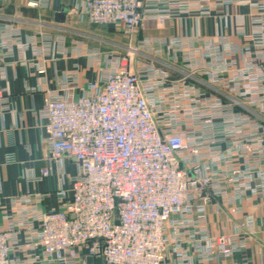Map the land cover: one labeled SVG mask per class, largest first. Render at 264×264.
<instances>
[{
    "label": "built area",
    "instance_id": "2783aa9c",
    "mask_svg": "<svg viewBox=\"0 0 264 264\" xmlns=\"http://www.w3.org/2000/svg\"><path fill=\"white\" fill-rule=\"evenodd\" d=\"M201 1L82 0L76 11L81 20L120 23L132 32L146 15L164 21L189 11L209 14ZM149 2L168 6L148 7ZM231 2L246 0H222L224 6ZM257 18L264 28V19ZM256 32L252 36L264 48V32ZM143 44L150 50L171 46L174 60L179 55L185 67L209 73L208 81L229 94L249 95L257 115L264 113V50L253 56L246 79L240 72L248 65L238 70L235 58L227 59L243 49L224 34L217 40L148 38ZM2 47L8 52L17 47L21 63L42 77L54 52L50 35L23 42L19 27L0 24ZM28 49L33 60L26 58ZM74 51L97 64V79L82 88L74 70L60 88L44 86L38 115L46 120L47 160L57 162L62 174V161L72 158L78 171L70 177V189L59 190L67 198L59 208L42 210L43 193L11 197L9 208L0 200V264H96L97 258L106 264H211L241 252L254 236V217L248 215L231 233L213 235L208 208L219 199L218 212L223 206L240 212L241 200L264 196V124L187 77L172 79L154 61L100 48L85 51L82 45ZM231 70L233 81L225 78ZM76 89H82L78 97ZM5 101L0 90V111L8 108ZM7 161H15L14 155ZM52 171L50 166L30 179L42 180ZM15 250H25V257L12 256Z\"/></svg>",
    "mask_w": 264,
    "mask_h": 264
},
{
    "label": "crops",
    "instance_id": "0c3cea01",
    "mask_svg": "<svg viewBox=\"0 0 264 264\" xmlns=\"http://www.w3.org/2000/svg\"><path fill=\"white\" fill-rule=\"evenodd\" d=\"M31 0H5L0 3V17L9 18L4 21L19 24L22 32V41L27 42L30 37L38 41L42 36L50 35L54 42L53 56L47 61V71L43 77L36 69L28 64H22L19 60V51L14 47L12 52L6 48H0V90L4 91L7 109L0 111V200L2 205L9 208V198L25 193L46 194L40 203V208L44 211L59 208L67 198L59 195L60 189H70V177L75 175L78 167L72 158H65L62 161V174L57 171L58 163L48 161L46 153L48 149V133L46 130V120L38 115V111L43 107L45 91L43 87L49 89L60 88V83L64 82L66 75L74 70L78 71L80 85L85 87L90 81L98 77L97 64H92V60L86 53L75 52L76 45H82L81 41L66 39L61 33L55 31H44L43 25L54 26V24H64L67 20L75 19L80 23H88L81 20L74 8L82 0H44L46 4L32 6ZM218 0H203L201 6L218 4ZM158 8L166 7L168 4L151 3V6ZM222 6V5H221ZM3 10V11H2ZM227 12L235 14H248V6L233 5L227 7ZM65 12L64 20H59L58 13ZM226 7L211 10L209 14H201L199 11H189L177 13L164 21H160L152 16L143 18V35L148 36H197L206 39L217 40L221 34L231 36L230 28L224 25V15ZM24 24L23 26H21ZM40 27V28H39ZM42 27V28H41ZM43 31V32H42ZM45 32V33H44ZM239 41V37H234ZM64 39L63 45L60 41ZM84 50L88 48L82 46ZM101 49V48H100ZM102 50V49H101ZM85 53V54H84ZM26 58L33 60V52L28 49ZM178 64L184 63L181 57H177ZM182 66V65H181ZM182 66V67H183ZM2 70L5 76H2ZM179 71V70H178ZM208 76H201L194 83L206 94H219L229 97V92L221 88L217 90L208 81ZM219 88V87H218ZM225 91L222 92V91ZM219 91V92H218ZM82 94V89L74 91L75 97ZM256 118L263 123L261 115L255 114ZM14 155L15 161L8 162V155ZM52 167V174L42 180H32L31 175H37L42 169ZM217 204H216V203ZM208 208V227L213 235L231 233L235 225L241 223L248 215L255 219L256 230L251 241L241 252L236 253L229 259L218 258L211 264H264V196H256L252 200L243 199L240 201L241 211H235V207L223 206L220 212L216 205H220L217 199ZM3 219L0 215V227ZM12 255L24 258L25 250H15Z\"/></svg>",
    "mask_w": 264,
    "mask_h": 264
},
{
    "label": "rangeland",
    "instance_id": "374dc122",
    "mask_svg": "<svg viewBox=\"0 0 264 264\" xmlns=\"http://www.w3.org/2000/svg\"><path fill=\"white\" fill-rule=\"evenodd\" d=\"M5 0H0V3L4 2ZM34 1V0H31ZM203 1L200 2L202 4ZM218 4L209 5L210 10L214 9H220L222 8V0H218ZM261 4V8L258 7V4ZM222 5V6H221ZM233 5L238 6H248L250 8L248 14L244 15L242 13L235 14L233 12H227V7H232ZM38 6V5H37ZM148 7H156L151 6V2H149ZM206 7V6H203ZM226 12L224 15V25L226 29L230 28L231 36L228 35L230 38V41L237 43L240 45V47L243 49L240 51L241 54L237 55V57L233 56H227V59L229 61H234L235 58L236 62L234 64V68L237 67V69H244L246 65H248L247 72L244 70L240 73H244L246 75V79L251 78V72L249 69H251L253 66L252 64L255 62L253 59L257 53H262L261 51L264 50L262 47L263 45L259 44V42H256L254 37L252 36L257 35L258 33L256 31H262L264 32V28H260V25L256 24L257 17H261L264 19V10H261L264 8V0H246V3L244 4H238L236 2H231L230 5L225 6ZM75 12L76 8H74ZM3 11V10H2ZM261 12V13H260ZM79 14V13H78ZM9 18L0 17V24L1 25H12L16 26L18 23L14 22H8L4 21ZM75 19L67 20L64 24H54V26H46L41 27L42 29H45L44 31H55L56 33H61L59 35H62L68 40L72 41H81L82 46L87 45L88 48L92 47H99L104 52H114L119 54H130L134 56L136 59H146L148 61H154L156 64L162 65L165 67L169 73L171 74L172 79H180L182 77H187L188 81L191 83H194L196 79H200L201 76H209V73H196L191 68L183 66V64H178L177 60H174L172 55L169 53H173V48L171 47H159L158 45H155V49H147L145 45L143 44L146 39H158V38H165L167 40L171 39L174 36H148L143 35V20L142 23L134 29V31H129L124 25L120 23H109V24H94L86 20L88 23H80L77 21H74ZM16 24V25H15ZM264 24V23H263ZM20 25V24H19ZM18 25V26H19ZM22 24L21 26H23ZM17 26V27H18ZM24 27V26H23ZM264 27V26H263ZM40 28V27H39ZM243 31V32H242ZM43 32V31H42ZM45 33V32H44ZM54 33V32H51ZM176 36V35H175ZM227 36V35H226ZM234 37H239L240 40L236 41ZM187 37V36H183ZM252 37V38H251ZM159 47V48H158ZM244 49H250V55H247ZM247 62V64H246ZM263 62V61H258ZM183 67H182V66ZM264 65V64H261ZM179 70V71H178ZM235 74L233 70H231L230 74H225L226 79H230V81H233ZM208 78V77H207ZM213 85V84H212ZM232 85V84H231ZM217 90L221 92V88L218 86H214ZM225 90V89H224ZM222 91L225 93V91ZM218 91V92H219ZM231 93V92H229ZM216 94V93H215ZM229 97H224L225 101L227 103H230L234 105V107L243 113L251 114L252 116H255V114H258L260 111L257 107L251 106L250 100L252 99L249 95H243L242 98H239L238 96H235L234 93L228 94ZM237 103H235V101ZM235 104L237 106H235ZM264 107V103H263ZM262 116L264 117V113H262ZM264 124V121H263ZM249 134V133H248ZM263 142H264V135H263ZM263 147V146H262ZM264 153V147L262 149V154ZM264 159V154L263 157ZM13 256V255H12Z\"/></svg>",
    "mask_w": 264,
    "mask_h": 264
},
{
    "label": "water",
    "instance_id": "95a60500",
    "mask_svg": "<svg viewBox=\"0 0 264 264\" xmlns=\"http://www.w3.org/2000/svg\"><path fill=\"white\" fill-rule=\"evenodd\" d=\"M57 16H58L59 20H64L65 12H60V13H58ZM87 260H88V262H92L93 258L92 257H87ZM96 264H106L105 263V259L104 258H97L96 259Z\"/></svg>",
    "mask_w": 264,
    "mask_h": 264
}]
</instances>
